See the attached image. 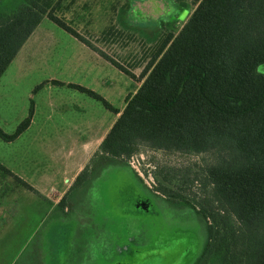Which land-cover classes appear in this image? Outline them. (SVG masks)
Wrapping results in <instances>:
<instances>
[{
  "label": "rangeland",
  "instance_id": "rangeland-1",
  "mask_svg": "<svg viewBox=\"0 0 264 264\" xmlns=\"http://www.w3.org/2000/svg\"><path fill=\"white\" fill-rule=\"evenodd\" d=\"M50 1L59 4L56 15L93 47L43 17L0 77L5 134H12L32 108L28 129L13 143L0 140V162L31 188L0 174V211L5 210L0 264H114L128 257L133 264H162L173 257L172 264H186L202 250L203 222L189 208L150 192L151 172L157 165L206 166L214 162L213 153L141 147L127 165L91 162L93 153L89 178L68 188L81 153L94 149L114 123V111H121L140 85L155 38L177 33L195 0ZM62 191L64 208L57 199Z\"/></svg>",
  "mask_w": 264,
  "mask_h": 264
},
{
  "label": "trees",
  "instance_id": "trees-1",
  "mask_svg": "<svg viewBox=\"0 0 264 264\" xmlns=\"http://www.w3.org/2000/svg\"><path fill=\"white\" fill-rule=\"evenodd\" d=\"M194 5L177 33L155 38L140 85L123 109L114 111L102 101L118 116L90 161L127 165L141 147L213 153L214 162L196 169L154 166L155 184L148 190L189 208L203 222L202 250L186 264H264V0H195ZM58 8L50 0H0V77L43 17L93 47L56 15ZM31 116L32 108L10 135L0 128V140L14 141ZM92 170L86 165L68 191L81 186ZM0 174L31 190L1 164ZM66 195L58 202L61 208ZM134 262L128 257L118 264ZM173 262L174 257L162 264Z\"/></svg>",
  "mask_w": 264,
  "mask_h": 264
},
{
  "label": "crops",
  "instance_id": "crops-1",
  "mask_svg": "<svg viewBox=\"0 0 264 264\" xmlns=\"http://www.w3.org/2000/svg\"><path fill=\"white\" fill-rule=\"evenodd\" d=\"M59 85H62V84H59ZM69 85L70 84H68V87H69ZM69 88H71V87H69ZM73 89V88H72ZM117 116H118V114L117 115H115V119H114V121L116 120V118H117ZM113 121V122H114ZM112 126V125H111ZM28 129V128H27ZM26 129V130H27ZM108 129H110V127H108ZM107 129V130H108ZM25 130V131H26ZM24 131V132H25ZM23 132V133H24ZM108 131H106L103 135H101L98 139H97V142H96V146L94 147V149H92V150H90V151H86V152H82L81 153V157H80V162L78 163V167H77V169H76V171H75V173L73 174V176L71 177V181L70 182H74L75 181V179H76V177H77V175L82 171V169L87 165V161H89V159L91 158V155L97 150V148H98V146L100 145V143H101V141H102V139L104 138V136H105V134L107 133ZM22 133V134H23ZM22 134H20L14 141H12V142H8V143H13V142H15ZM0 164L4 167V165H3V163L2 162H0ZM8 170V169H7ZM12 173V172H11ZM11 177V176H10ZM16 177V176H15ZM18 178V177H17ZM1 179V178H0ZM19 180H21L20 178H18ZM24 188V187H23ZM69 189V188H68ZM62 194H63V191H62ZM62 194L61 195H59L58 197H57V199L59 200V199H61L62 197ZM64 195V194H63ZM61 197V198H60ZM57 200V201H58ZM59 202V201H58ZM5 216V210L4 211H0V216Z\"/></svg>",
  "mask_w": 264,
  "mask_h": 264
},
{
  "label": "flooded vegetation",
  "instance_id": "flooded-vegetation-1",
  "mask_svg": "<svg viewBox=\"0 0 264 264\" xmlns=\"http://www.w3.org/2000/svg\"><path fill=\"white\" fill-rule=\"evenodd\" d=\"M114 264H118V262L117 263H114Z\"/></svg>",
  "mask_w": 264,
  "mask_h": 264
}]
</instances>
